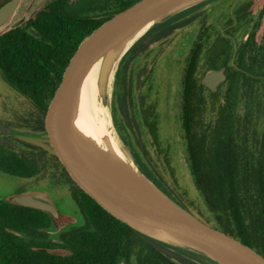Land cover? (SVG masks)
<instances>
[{"label": "trees", "instance_id": "obj_1", "mask_svg": "<svg viewBox=\"0 0 264 264\" xmlns=\"http://www.w3.org/2000/svg\"><path fill=\"white\" fill-rule=\"evenodd\" d=\"M5 1L0 0V5ZM136 1L46 0L27 19L4 30L0 34V74L35 107L20 124L7 125L43 131L49 102L79 43ZM237 13L234 7L232 14ZM200 15L182 13L170 18L133 44L116 74L115 114L150 172L175 196L155 170L141 133L146 128L153 145L162 151L154 84L156 62L147 60L148 48L201 17L180 67L176 121L184 160L210 213L211 225L264 256V35L258 41L253 30L237 45L229 65L236 40ZM222 66L226 79L216 91H210L202 85L200 75ZM0 135L1 170L26 175L53 170L52 179L69 186L81 212L83 222L64 233L69 254L46 255L57 264H198L103 209L75 183L49 143L45 142L48 151L13 140L1 131ZM164 155L169 163L166 150ZM15 206L19 207L0 200V264H13L15 250L25 246L23 240L3 229L5 225L14 227ZM22 258L18 261L27 264V258Z\"/></svg>", "mask_w": 264, "mask_h": 264}, {"label": "water", "instance_id": "obj_2", "mask_svg": "<svg viewBox=\"0 0 264 264\" xmlns=\"http://www.w3.org/2000/svg\"><path fill=\"white\" fill-rule=\"evenodd\" d=\"M21 0H7L0 5V34L11 22ZM215 0H138L113 15L79 43L65 67L61 80L51 98L45 115L46 139L75 183L103 209L142 235L168 245L192 261L203 264L194 256L210 260L213 264H264V256L238 239L201 220L158 181L145 161L128 156L138 172L148 181L149 190L140 188L119 177L92 160L76 143L71 132V118L82 77L92 63L109 50L135 34L148 23L149 27L138 35L120 55L113 73V88L109 103L110 128L123 141L115 121L114 92L116 74L122 60L133 44L155 25L182 13L193 14ZM22 19L11 23L17 26ZM236 43L229 65L233 64ZM225 67L207 69L201 83L211 91L225 80ZM12 128L0 122V131L12 133ZM131 143V141H130ZM132 144V143H131ZM123 148V147H122ZM124 150V148H123ZM126 153V151L124 150ZM127 155V153H126ZM126 177V176H125ZM10 200L58 216L52 199L46 192L34 190L10 196ZM51 254L64 251L48 250ZM188 252L192 255H186Z\"/></svg>", "mask_w": 264, "mask_h": 264}, {"label": "rangeland", "instance_id": "obj_3", "mask_svg": "<svg viewBox=\"0 0 264 264\" xmlns=\"http://www.w3.org/2000/svg\"><path fill=\"white\" fill-rule=\"evenodd\" d=\"M46 0H21L17 11L12 17L11 22L5 27V30L11 26V23L16 19H27L38 7ZM224 0H215L207 3L201 7H195L193 14L204 15L203 18L207 23L218 24L217 7L222 6ZM226 7V6H225ZM229 7L226 9L228 12ZM203 13V14H202ZM200 15V16H201ZM198 19L192 23L175 29L174 33L163 42H155L149 46V54L147 60L152 62L155 59L156 70L154 76L155 89H157V112L159 116V138L161 141V149L159 151L156 145H153L152 138L147 132L146 128L141 129L143 138L146 141L147 150L151 156L152 164L157 173H159L164 180L167 187L175 193V198L181 200L186 208L194 215L208 224H212L211 216L207 210L201 196L195 188L192 178L186 166L183 149L180 142L178 126H177V112L179 104V80L181 61L188 47L189 40L199 27ZM219 27V26H218ZM264 31V15L260 22V27L256 32V39H260ZM244 31H241L242 34ZM142 62H140L141 64ZM201 77V75H200ZM33 111L35 107L31 101L22 93L10 87L2 78L0 74V122L4 125H18L24 121ZM116 128L121 135L123 141L122 147L127 155L136 158L142 162L146 159L142 156L135 144L130 143V139L126 133L125 126L118 120L115 121ZM2 135H0L1 137ZM12 139L16 141H24L37 146V148L49 147L43 141H47L45 133H36L25 128H12ZM140 136V135H139ZM135 134L132 137L134 141ZM165 150L167 151V158L165 159ZM49 152H47L48 154ZM137 161V160H136ZM1 172V171H0ZM53 170L46 168L35 176V187H45L47 192L54 198L59 207L65 212L70 213L79 219V224L83 222V217L77 204L70 195L69 186L53 178ZM20 185V181L14 177L0 173V195L10 193ZM57 209V208H56ZM213 226V225H212ZM186 255H194L185 252ZM196 257L203 264H213L210 260Z\"/></svg>", "mask_w": 264, "mask_h": 264}, {"label": "flooded vegetation", "instance_id": "obj_4", "mask_svg": "<svg viewBox=\"0 0 264 264\" xmlns=\"http://www.w3.org/2000/svg\"><path fill=\"white\" fill-rule=\"evenodd\" d=\"M228 7L229 10L227 12L226 9ZM234 7H237L238 10L236 16L235 14H232V10L234 9ZM217 11L219 14L217 17L218 19L216 20L218 24L216 25L220 27L221 31L224 32L226 36H228L232 40H236L237 48V45L240 42L245 41L249 38L253 30H255L254 36L256 37V32L260 27V22L264 15V0H224L222 6L217 7ZM221 22H223L225 25L221 26ZM231 31H233V35L230 34ZM241 31L244 32L240 34ZM263 35L264 31L260 39L257 40H261ZM187 50L190 51V40ZM224 72L226 75V68ZM221 83L217 86L216 90L220 87ZM34 132L40 133L43 131ZM43 142L44 144L45 142L49 143L48 141ZM0 171V173L14 177L18 181H20V185L15 190H12L10 193L3 196L0 195V200L6 203H14L10 200V196L14 194H21L39 190L47 193V195L52 199V202L57 208L58 212V216L53 217L49 212L45 210L14 203L15 205L19 206L13 207V211L17 214L13 222L14 227L5 225L3 226V229L6 232L12 233L19 239L23 240L25 242V246L23 248L15 250L16 256L14 258L13 264H22L18 261V259L21 258L22 260L23 256L27 258V264H57L55 258H49L46 255L49 254L53 256H66L69 254V248L64 238V233L71 230L72 228L79 226V219L77 217H74L70 213L63 211L61 207L58 206L54 198L49 194V192H47V188H34L36 176L35 174H15L3 171L1 169ZM48 250H59L64 251V253L51 254L50 252H48Z\"/></svg>", "mask_w": 264, "mask_h": 264}, {"label": "bare ground", "instance_id": "obj_5", "mask_svg": "<svg viewBox=\"0 0 264 264\" xmlns=\"http://www.w3.org/2000/svg\"><path fill=\"white\" fill-rule=\"evenodd\" d=\"M149 25H145L133 38L124 40L90 65L80 83L70 127L74 140L92 160L123 179L130 181V178L133 181L131 183L146 190L150 189L148 181L138 172L110 128L109 103L113 73L120 55Z\"/></svg>", "mask_w": 264, "mask_h": 264}]
</instances>
